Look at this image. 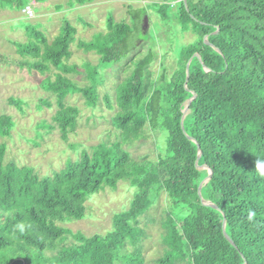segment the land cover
I'll use <instances>...</instances> for the list:
<instances>
[{
  "label": "trees",
  "instance_id": "16d2710c",
  "mask_svg": "<svg viewBox=\"0 0 264 264\" xmlns=\"http://www.w3.org/2000/svg\"><path fill=\"white\" fill-rule=\"evenodd\" d=\"M147 5L149 14L174 22L173 39L182 46L168 52L172 45L166 48L149 32V48L114 87L113 142L82 150L41 177L31 166L4 162L0 143V210L8 212L0 220V264H144L139 220L150 221L147 210L159 191L166 192L169 209L160 221L158 264H264V177L255 169L264 160V0H148L127 6L128 21L108 13L106 29L78 44L97 52L101 68L121 60L147 37L141 28ZM23 26L27 37L14 44L18 54L33 58L24 62L39 72L57 68L39 84L54 94L51 118L65 140L78 113L65 97L78 91L95 105L96 66L88 65L89 85L65 75L73 67L64 58L75 33L65 18L51 40L34 23ZM188 31L193 41L185 40ZM156 44L160 66L150 78ZM145 124L165 146L157 145V159L136 162L122 145L140 138ZM9 125L1 114V133ZM134 170V196L128 208L114 212L108 230L86 235L56 223L84 216L88 193L113 188ZM249 210L256 212L253 221ZM21 222L30 225L23 233L15 227ZM66 235L73 240L63 243Z\"/></svg>",
  "mask_w": 264,
  "mask_h": 264
},
{
  "label": "rangeland",
  "instance_id": "374dc122",
  "mask_svg": "<svg viewBox=\"0 0 264 264\" xmlns=\"http://www.w3.org/2000/svg\"><path fill=\"white\" fill-rule=\"evenodd\" d=\"M147 1L23 0L21 8L0 2V115H7L10 122L5 133L0 131V143L5 146L4 162L13 161L17 165L31 166L39 177L51 175L70 159L77 158L82 150L90 152L97 143L113 142L116 139V127L111 122V117L116 111L114 87L131 72L133 61L147 51L150 33L154 35V39L162 41L166 48L172 45L168 52L179 51L182 44L179 45L181 42L177 41V38L173 39L174 22L171 24L165 19L160 20L156 13L149 14L147 5V13L142 18L141 28L148 38H140L124 58L102 68L97 65V52L85 49L78 42L87 41L97 32L104 31L108 13L115 20L128 21L127 6H139ZM27 7L32 10L30 15L26 12ZM62 18L75 27L73 39L69 43L70 53L64 58V62L73 67L64 72L65 75L77 85H89L93 79L88 65H92L96 66L98 79L95 83L97 95L95 105H87L78 91L66 95L65 103L75 105L78 113L75 117V127L68 132L65 140L61 138L60 131L51 118L57 108L54 94L39 84L41 78L45 75L52 76L57 68L51 66L49 70L39 72L29 67L24 61H32L33 58L18 54L14 44L15 41L26 39L27 32L23 26L25 22L34 23L45 34L47 40H51L59 31ZM184 38L186 41H193L195 34L188 31ZM154 49L155 58L148 66L150 78L157 76L160 66L159 44H156ZM106 97L111 107L107 104ZM161 144L163 149L165 141L158 138L157 133L145 124L140 138L122 146L129 151L134 161L150 162L158 158L160 150L157 145ZM135 172L134 170L130 177L119 180L113 188L104 186L97 192L88 193L84 201L85 214L81 218L57 220L56 223L73 231L80 230L86 235L108 230L114 212L126 209L130 205L136 190V185L133 184ZM168 209L169 199L166 192L159 191L147 210L150 221L145 222V217H140L139 225L144 229L140 240L144 264H158L156 258L163 251L160 221ZM7 213L0 210V220ZM72 240L71 235H66L62 242L68 243ZM125 248L129 249L130 246L127 245Z\"/></svg>",
  "mask_w": 264,
  "mask_h": 264
},
{
  "label": "clouds",
  "instance_id": "9594fccd",
  "mask_svg": "<svg viewBox=\"0 0 264 264\" xmlns=\"http://www.w3.org/2000/svg\"><path fill=\"white\" fill-rule=\"evenodd\" d=\"M255 169L260 177H264V160H257L255 162ZM256 217V212L254 210H249L247 213V218L249 221H253ZM16 229L20 233L25 232L26 228H29L30 225L25 224L24 222L18 223L15 225Z\"/></svg>",
  "mask_w": 264,
  "mask_h": 264
},
{
  "label": "water",
  "instance_id": "95a60500",
  "mask_svg": "<svg viewBox=\"0 0 264 264\" xmlns=\"http://www.w3.org/2000/svg\"><path fill=\"white\" fill-rule=\"evenodd\" d=\"M184 1V0H183ZM215 31V30H214ZM213 31V32H214ZM205 39L207 41V36H205ZM205 181H206V177H204V183L202 184L201 188L199 189V195L202 197V188L205 186ZM206 203L212 205L211 203H209L208 201H205ZM214 208H216L214 205H212ZM223 232L225 233V222H224V228H223ZM242 264H245V262H243Z\"/></svg>",
  "mask_w": 264,
  "mask_h": 264
},
{
  "label": "built area",
  "instance_id": "2783aa9c",
  "mask_svg": "<svg viewBox=\"0 0 264 264\" xmlns=\"http://www.w3.org/2000/svg\"><path fill=\"white\" fill-rule=\"evenodd\" d=\"M26 9H27V10H26L27 14H29V15H30V14L32 13V10H31V8L27 7Z\"/></svg>",
  "mask_w": 264,
  "mask_h": 264
}]
</instances>
